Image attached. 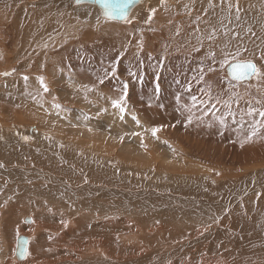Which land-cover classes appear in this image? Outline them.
<instances>
[{
  "label": "rangeland",
  "instance_id": "obj_1",
  "mask_svg": "<svg viewBox=\"0 0 264 264\" xmlns=\"http://www.w3.org/2000/svg\"><path fill=\"white\" fill-rule=\"evenodd\" d=\"M31 1L32 0H21L20 2L27 4V7L30 8L31 6H29V4ZM5 8L6 7L1 8L3 11L0 10V73L10 72L11 75H0V127L4 128L5 130L10 127L12 128L10 131L13 130L19 134L20 131L18 127H28L30 129L37 130L39 128L37 125L39 121L34 122L33 120L35 119H33L31 113L37 112L42 114L43 112H46L50 114L52 110L56 109V107H54L55 104H59L61 109V111H55L57 114H60L59 112H66L70 116L76 117L77 115L72 112L77 111L80 113L81 109L83 111L88 108L84 106L85 104L83 101L79 100V98L84 96L86 101L92 104H98L100 101L102 102L103 99L101 98H104L106 95L109 99H116L118 96H120V94H122V91L119 90H122L124 82L127 81V85L129 87L127 105H130L131 103L133 108L132 110H136V108L139 106L140 109H137L141 112L143 109L141 108L143 107V103L147 105L149 109H154L155 107L157 108V100L159 102H163L161 108H158V113L163 114L162 118L166 123H168V125L166 130L162 129L164 130L162 132H164L166 136H171V133L169 134L171 131L174 133L177 144L176 150L179 147V150L183 152H190L192 154L196 153L208 162L210 166L208 167L205 165L207 164L206 162L205 164L203 163L202 165H205L206 170L203 172V169L200 172V175L205 176L196 177L206 179L210 184L219 186L220 191H208L213 193L217 198L215 197L214 200L211 199V203H209L213 205L214 209L216 208V210L206 217L205 215L201 216L194 214L188 210L178 212L175 207H171L168 203H166V200H161L162 202L159 203L156 200L157 197L143 194L139 190H132V188L124 189L121 187L119 191L123 193V195H120V193H115L111 198H107L106 191H101V193L104 194V197L97 194H92V196L91 194L87 193L81 198L80 196L76 197V195L73 193H75L74 189L77 187V185H73L74 189H70L71 192L73 191L72 193L67 191L69 188L66 186V190L61 188L62 190L59 191L62 194L58 193V190H56L58 193L56 194L54 193V189H49L48 187L46 188L47 184L49 186L56 187V185H51L48 179H35V176H33L29 179L30 181L26 180L15 183L12 180H17L20 175L15 174L13 178V176L8 173L9 169L6 170L8 172L3 173V170L0 168V264H23L28 262L33 255L37 257L35 262L36 264H79L80 261L88 260L87 258H90L91 255H94L93 251L95 252L96 250H98L96 253H100L101 256L96 254V257H94L95 264H101V260L104 259L106 260L105 264H110L108 260L112 259L114 262H116V264H125L126 261L129 259L131 260V257L142 258L141 261L151 260L154 262V264H157V262L166 257L168 253L172 251L176 252L178 249H183L182 247L186 246V242L189 243L194 241L193 238H202L203 234L207 231H210V233L213 234L214 239L221 241L220 236L222 235V230L228 228L225 227L227 226L226 224L225 226L223 225L222 221L229 216L230 211H232L233 208L239 206L241 210H238L237 212H239V214L241 213L240 215H244L245 217H251L257 212L251 210L253 207L250 206H253V202L245 203L242 206L240 205L241 202H243L242 198L245 197V193H242L243 196L239 198V200L241 199L240 201L235 203L233 202L231 204H229V201L234 200L233 197L235 195H242L239 193V186L241 185L239 181L240 176L242 175L240 171H242L244 168L250 169L248 170L250 171L249 176L248 173L245 175L246 177L248 176L247 179L252 177L251 172L253 171H256L257 173L264 172V131L254 137L252 141L244 143L243 147H241V141L245 138L247 133L237 132L238 125L233 123V118L231 116H225V124L222 125L211 115L205 116L203 119H197L196 117L201 116V113L198 110L193 109L194 115L192 123H187L189 113L185 108L182 107L183 105L190 106L192 103L191 98L193 96H197L198 99L205 98L204 91L207 89L208 84L212 86L211 91L213 96L217 95L218 93H222L227 87V82L221 80L223 72L219 69L216 72L207 73L204 77L205 81L200 82L193 79L194 76L198 75V69L201 64L205 66V71H207L206 64L209 65L211 61L206 56L193 55L190 61L185 60L188 63V65H184L185 67L180 64V60H178L175 67L169 65L170 60L168 61L167 58L170 55H176V57L179 58V55L188 54V49L190 48L188 46L179 44V39L188 33V28L185 24L186 21L190 22L189 26L191 28H195L193 18L177 13L174 16L173 32L171 35L164 36L160 35L161 24L155 22L154 20H151L152 22L149 23L151 28H139L138 30H134L132 26L129 27L126 25L128 23L116 22L117 26L115 29L110 30L112 33H115L112 34V42L108 45L106 43V46H104V43L106 42L109 35V24L112 21H106L103 23L100 22L97 26H95V28L91 27L89 22H86L81 28L80 26H77V24L79 25V22H66L62 26L54 27L50 25L48 26L44 23L40 24L41 26H37V28L30 25L31 28L29 31L28 28L26 30L27 25H25L24 21L19 18H13L14 16L5 12ZM15 8H18V4L15 5ZM198 8L200 9L198 6H190V9L195 11L197 14H199ZM4 12L6 16L4 15ZM20 20L22 22H20ZM97 22L98 21L95 23L97 24ZM102 25L105 26V30L103 29ZM68 26H71V28ZM124 28L130 29L126 35V38L121 35L117 36ZM88 35L89 37H87ZM141 39L143 51L139 47ZM70 49L71 51H69ZM131 51L133 52L131 53ZM67 53L68 55H71H69V58H73L69 60H73L71 63H67L68 57L62 60L57 57L59 54L64 55ZM121 53H123L122 56ZM244 57L247 59H252L248 58L247 56ZM117 59L119 60V63L117 65L116 76L104 79V83L101 84L98 78L104 77L106 71H111V67L113 63L117 61ZM194 60H196L197 63L196 61L194 62ZM252 60L257 63V65H260L258 59ZM87 61L90 64H88ZM206 61L207 63L204 64ZM86 65L88 66L86 67ZM89 65L92 66L90 67ZM131 65L133 66V70L131 69ZM162 65H166V69ZM216 67L218 68V65ZM41 76L45 79V83L49 89L48 92H43V90L40 88L38 77ZM24 77H28V79L25 80ZM195 81L197 83L199 82V85L195 83ZM131 82L134 84L131 85ZM135 83L140 85H135ZM145 83L151 87L148 86L149 88L147 87V90H140L141 85ZM29 84L33 87H31ZM156 84H158L160 89L158 91L159 98L157 100L155 99L156 97H154L156 96L154 92H157ZM115 89L119 93H117ZM132 90H134V93ZM235 90L240 94L241 97H243L238 107L233 105V110L237 113V120L239 119V111L246 110L249 106V101H251L252 106L257 109L264 106V83L258 85L256 84L255 80L252 79L248 82L240 83ZM148 92L150 93L148 94ZM115 93L118 95L115 96ZM161 93L163 94L160 95ZM130 95L133 97L130 98ZM139 95L142 97V99ZM177 97L180 98L179 102L177 101ZM224 98L226 99L227 96L225 95ZM257 101H260L261 103H256ZM32 104L34 107L31 109L30 105ZM225 111V108L220 107V111L217 112L216 115L219 116ZM172 115L174 117H172ZM166 119L169 120V122ZM42 130L43 129H41V131ZM98 130L102 131L101 133L103 135H108L106 132H103V129ZM46 133L52 135L53 137L59 138L61 141L70 142L73 145H75L74 141L79 140V138L83 139V136L81 137L71 132L64 133L53 130L47 131ZM83 144L86 145L84 142ZM86 146L79 145L78 147L84 148V152H87V154L92 153L97 156H104L106 158L113 157L112 154L117 153V151L112 150H107L105 153H95L89 151ZM40 151L44 155L51 154L50 151L45 149ZM176 152H178V150ZM56 161V159L52 160V162ZM248 163L249 165L247 167ZM124 164L130 166L138 165L133 161H124ZM30 166L28 164V167ZM118 166L120 165H112L108 163L110 170L115 169ZM44 167L50 168V173H58L57 169H54L53 166L48 164L47 159H44L43 165L40 168ZM144 167L147 169H152V166L149 164L144 165ZM257 169L261 171H257ZM193 170L196 169L194 168ZM12 171L10 172L14 173ZM16 171L21 170L17 168ZM187 171L189 172H185L184 175L191 177L197 175V172L194 174L190 169ZM61 173L63 175L64 181L71 182V179L73 178L72 172L63 170ZM238 173H240V175H238ZM233 174H235V176L232 177ZM118 175H122L121 168ZM114 178L113 179L115 181L118 177ZM233 180L234 184L232 183ZM236 181H238V183ZM22 183H24V185ZM42 183L46 185H43ZM249 184L251 186L253 182L251 181ZM172 185L173 184H169L170 190L167 189V193L165 194L185 198L187 201L194 199L198 205L200 203H202L201 205L206 204V202H204L203 198L201 197L186 196L175 192L171 189ZM197 186L199 189H201L203 185L198 184ZM47 190L50 193V197H53V195L54 197L56 196L54 200L48 199L49 194L46 193ZM254 192L255 191H252V193ZM133 193H135L134 195L138 196L137 199L129 198V195ZM68 194L69 196H67ZM86 195L88 198L94 197L98 199L96 201L99 203H104L102 198L103 200H107L106 206L109 209L111 208V210L108 211L109 214L107 216L105 215L106 217L103 216V218L105 217L104 219L101 216L94 218V207L90 203L84 202L87 198ZM160 196L158 195V197ZM69 197L71 198L69 199ZM19 198H28L29 200L35 201L42 206H48L52 212L45 211L42 214L40 208L36 207L37 212H39L43 218L40 220V224H37L35 223V213L31 209L27 213L16 215V212L23 208V205L21 204L23 200H20ZM225 199L228 200L226 201ZM78 206L80 207L79 209ZM83 207H86V209ZM222 207L226 208L227 211L225 212ZM220 209L223 211L221 212ZM96 211L101 213L100 210ZM214 217L216 219H214ZM190 220L191 223H188ZM61 221L66 222L67 226H65L64 223H61ZM101 223L102 226L100 225ZM25 225H34L31 233L24 234L25 232H21V230L17 228L20 226L24 230H27ZM105 225L110 227V229L105 228ZM215 228H218L217 231L219 233L217 231L213 233ZM172 229L179 233V235L176 236L177 238L173 237V235L172 237L168 236L169 232L173 231ZM110 231H112V233H110ZM228 232L229 230L226 229L225 235L229 234ZM107 234H110V236H106ZM26 235L30 237V241H28V237L26 239L28 241L30 255L26 259H21L16 256L17 239L18 237H26ZM132 235H135V238H132ZM99 237H102V239ZM180 241L185 242L180 246ZM178 242L180 243L178 244ZM161 243H164V245ZM167 243L173 244L170 246L165 245ZM168 247H170V249ZM139 248L142 249L141 252L129 253L127 251L130 249L134 252ZM109 249L111 250L109 251ZM121 249L126 250L127 252L121 251ZM189 249L190 247H188V251ZM219 249V251L216 252L219 254H215L213 257H211L212 259H214V257L218 258V256L220 259L221 256L223 257L222 253L224 254L225 248L220 247ZM182 252L184 253L186 251L183 249L181 253ZM179 254L180 253L174 254L173 258L171 257V259L178 258L174 256H178ZM207 256L210 257V255H205L203 256V259H205ZM171 259H169L168 262H170ZM192 259H190V262L196 261L195 258ZM214 261L215 260H211V263L213 264ZM251 264L255 263L252 262Z\"/></svg>",
  "mask_w": 264,
  "mask_h": 264
},
{
  "label": "bare ground",
  "instance_id": "obj_2",
  "mask_svg": "<svg viewBox=\"0 0 264 264\" xmlns=\"http://www.w3.org/2000/svg\"><path fill=\"white\" fill-rule=\"evenodd\" d=\"M0 1H2V2H0V10H1V8L6 7L5 12H7L9 15L14 16L13 18H15V19L19 18L22 21H24L25 25H27L26 30H27V28L29 30L31 28V26L37 28V26H39L40 24H44V23L48 26L50 25V26L54 27V26H62L66 22H68V23L79 22V25L77 24V26L78 27L80 26V28H81L85 25L86 22H89V25L91 27L95 28V26H97L100 22L101 23L106 22V20L103 18V13H102L101 8L91 1H89L88 3H85L83 5L74 6V5H76V4H74V2H75L74 0H32L31 3L29 4V6H31L30 8L27 7L28 6L27 4L20 2L21 0H0ZM214 2L218 3V0H214ZM16 4H18V8H15ZM11 5H13V6H11ZM185 5H187L188 7L186 8ZM190 6L200 7V9L198 8L199 14H197L195 11H191V15H189ZM239 7L241 8L239 26H237L235 21H233V24L231 25V27L236 32H239L241 38L239 40H236V39L231 40L230 47L235 48L237 45H240L241 47L247 49V52H245L243 54L244 56H247L248 58H252V59H258V62L260 64L264 63V61H261V59H260L261 55H264V0H239ZM205 8H208V0H194V3H193V0H163V3L161 2V0H142L135 8L132 9V11L130 13V18H131L132 22L128 23L126 25H128L129 27L132 26L134 28V30L135 29L138 30L139 28H142V29L151 28V25L149 23H146L145 20L148 18L149 14L151 12V9H156L152 20L161 24L160 25V27H161L160 35L164 36V35H171V33L173 32L174 16L177 13H180L181 15L189 16V17L193 18L194 20H195V17L197 15H200L202 17L201 22H199V27L201 29V33L194 32V29L197 27L196 23H195V28H191L189 26L190 22L186 21L185 24L188 28V33L179 39V42H180L179 44H182L184 46H188L190 48V49H188V51H189L188 54L179 55V58L176 57V55H170L167 58L168 61L170 60V62H169L170 66L175 67L178 60H180V64L183 67H185L184 65H186V64L188 65V63L186 61H190L192 59L193 55H195V56H200V55L206 56V53L210 47L216 51L217 56L219 57L220 56V48L223 47L225 41L228 40V37H225L223 35H219L218 39L214 43H212L211 45L209 44V42L207 40H205L203 47H200V45L198 44V41L196 39L197 35H201V34L207 35V30L210 28V26L219 27L218 19L221 15V10L219 7H216L214 10L209 9L207 15H204L203 10ZM33 9H34V11H33ZM1 11H3V10H1ZM5 12H4V15L6 16ZM97 17H100V19H99V22H97V24H96L95 22L98 21ZM21 20H20V22H22ZM204 21H207V23H205ZM116 22H123V21L116 20V21H112L109 24L110 25L109 31H108L109 35L107 37L106 42L104 43V46H106V43L108 45L112 42V40H113V39L111 40L112 34H115V33H112L110 30L115 29V27L117 26ZM68 27L71 28V26H68ZM102 27L105 30V26L102 25ZM120 28H122V27H120ZM248 29H251V32L247 31ZM128 31H130V29L124 28L121 32H119V34L117 36L121 35V36L126 38ZM81 33H83V32H81ZM88 33H89V31H88ZM252 33H255V35H252ZM136 34H137V32H136ZM65 35H67V34H65ZM83 36H85V35H83ZM87 37H89V35ZM70 40H72V39H70ZM66 44H68V43H66ZM164 46H165V44H164ZM197 47H200V51L195 50ZM84 48H85V46H84ZM71 49L69 51H71ZM64 51H65V49H64ZM79 51H80V49H79ZM132 52L133 51H131V53ZM164 52H165V50H164ZM69 55H68V53L64 54V55L59 54V56H57V57L60 60L66 59L68 57L67 63H71L73 60H71V61H69V60L73 59V58L72 57L69 58ZM19 56H20V54H19ZM165 57H166V55H165ZM88 59H89V57H88ZM163 59H164V56H163ZM2 60H3V58H2ZM196 60H198V59H196ZM196 60H194V62ZM201 60H202V58H201ZM207 61H209V60H207ZM207 61L204 64H206ZM161 63H163V62H161ZM196 63H197V61H196ZM88 64H90V63L88 62ZM206 65L208 66V64H206ZM87 66L88 65H86V67ZM162 66H164V68L166 69V65H162ZM131 69L133 70L132 65H131ZM194 73H195V71H194ZM209 73H211V72H209ZM144 76H146V75H144ZM132 77H133V75H132ZM142 79H144V78H142ZM194 80H196V79H194ZM254 80H255L256 84H258V85L264 83L263 79H254ZM151 81H153V80H151ZM162 81H164V80H162ZM185 81H187V80H185ZM126 82H124V83H126ZM245 82H248V81H245ZM147 83H149V82H147ZM147 83L141 85L140 90L141 89L147 90L148 86L151 87ZM165 83H166V81H165ZM195 83H197V82L195 81ZM16 84H18V83H16ZM127 84H128V82H127ZM133 84L134 83H132L131 85H133ZM197 84L199 85V82ZM21 85H22V83H21ZM135 85H140V84L135 83ZM156 85H158V84H156ZM198 85H196V86H198ZM31 87H33V86H31ZM119 87H118V90H119ZM119 91H122V90H119ZM132 91L134 93V90H132ZM116 92H117V90H116ZM136 92H138V91H136ZM117 93H119V92H117ZM149 93L150 92H148V94ZM154 93L156 96H154V95L153 96L156 97L155 99L157 100L159 98L158 97L159 93L158 92H154ZM162 94L163 93H161L160 95H162ZM117 95L118 94L115 93V96H117ZM130 96H131L130 98L133 97L132 95H130ZM169 97H170V95H169ZM101 99H103L102 102L100 101V102H98V104H92L90 102H87L84 96L79 98V100L83 101V103L85 104V105L84 104L83 105L88 107V108L83 110V111L81 109L80 113H78L77 111L72 112V113L77 115L76 117L70 116L66 112H59L60 114H57L55 111H57V110L61 111L60 108H56L55 110H52V112L50 114H48L46 112H43L42 114L37 113V112H33V113H31V116L33 117V119H35V120H33L34 122L39 121L37 124L39 127L38 128L39 130L38 129L37 130L30 129L28 127H18L19 131H20V134H19L18 132L16 133L13 130L10 131L12 129L10 127H8V129H6V130L4 128L0 127V164L4 165V167H0V168L3 170V173L8 172L6 170L9 169L8 173L11 174L13 176V178H14L15 174L20 175L17 180H14V179L12 180L15 183L29 180L33 176H35V179H48L50 184L56 185V187L55 186H49L47 184L46 188L48 187L49 189H54L55 190L54 193H56V194L60 193L59 191L62 190L61 188L65 189L66 186L69 188V190H67V191L71 192L70 189L74 187L73 185H77V187L75 189L73 188L74 192H75L73 194H75L76 197L80 196V198H81L86 193L91 194V195L92 194L102 195L104 197V194L101 193V191H106L107 192V194H106L107 198H111L112 195L115 193H120V195H123V193H121L119 191V189L122 187L124 189H131L132 188V190H139L143 194L153 196V197H157L156 200L159 203L162 202L161 200H166V203H168L171 207H175V209L178 210V212H183V211L188 210L194 214L201 215V216L205 215L206 217H208L207 215H209L210 213H212L216 210V208L214 209L213 205L209 204V203H211V199L214 200V198L216 196L213 193L208 192V191L213 190V191L218 192V191H220V187L210 184L206 179L196 177V176H205V175H200L201 174L200 172L203 169H204L203 172L206 170L205 165H207L208 167L210 166L208 164V162L205 161V159H203L201 156L197 155L196 153L192 154L190 152H183V151L179 150V147L177 149L178 152H176L177 151L176 150L177 144H176V140H175V135H174V133H172V131L169 132V134L171 133L170 134L171 136H166V134H164V132H162L164 130H161L160 132H158V134H157L158 139L153 138L151 136L150 129L152 127L163 126L162 129L166 130V127L168 125V123H166L164 121V119L162 118L163 114L158 113V108H161V106L163 105V102H159L157 100V102H158L156 105L157 108L155 107L154 109L153 108L149 109L148 106L142 102L143 107H141V108H143V109L141 110V112L138 111V109H137V108L140 109L139 106L138 107L136 106L137 107L136 110L135 109L132 110L133 108H132L131 103H130V105H127V111L124 114V118L121 119L118 111L111 107V99H109L107 95ZM141 99H142V97H141ZM143 99H145V98H143ZM135 100H137V99H135ZM39 101H37V102H39ZM32 102H33V100H32ZM136 102H138V101H136ZM26 103H28V102H26ZM30 106H31V109L34 107L33 104ZM141 106H142V104H141ZM103 109H107V111H103ZM129 110H131V111H129ZM133 116H135L140 121L139 126L136 124V121L132 119ZM85 117H88V118L85 119ZM172 117H174V116L172 115ZM167 121L169 122V120H167ZM174 124L176 125L175 122H174ZM173 127H175V126H173ZM40 128L43 130L41 131ZM98 129H103V132H106L109 136L103 135L101 133L102 131H100ZM53 130L59 131V132H64V133H66V132L75 133L78 136H81V137L83 136V139L79 138V140L74 141L75 145H73L70 142L61 141L59 138L53 137L52 135L46 133L47 131H53ZM146 130H148V131H146ZM136 132L141 133V135H132V133H136ZM100 133H101V135H100ZM24 137H29L30 139L25 140ZM68 139H70V138H68ZM83 142L87 146L84 145ZM142 142H143V146H142ZM61 145H62V147H61ZM79 145L80 146H86L89 151H92L95 153L96 152L105 153L107 150L117 151V153L112 154L113 157H107L106 158L104 156H97V155L92 154V153L87 154V152H84V150H85L84 148L78 147ZM39 149L40 150H44V149L48 150L51 152V154L50 155H44ZM44 159H47L48 164L53 166L54 169H57L58 173H50V168H46V167L40 168L43 165ZM54 159H56L57 161L52 162V160H54ZM124 161H127V162L133 161V162H136L138 165H132V166L126 165V164H124ZM205 162L207 164H205ZM108 163H110L112 165H120V166H118L115 169L110 170L109 169L110 167H108ZM203 163L205 165H202ZM209 163H211V162H209ZM28 164H29V166L30 165L31 166L28 167ZM146 164L151 165L152 169L145 168L144 165H146ZM248 165H249V163L247 164V167H248ZM32 167H35V168H32ZM217 167H218V165H217ZM228 167H230V166H228ZM256 167H257V165H256ZM17 168H19L21 171H16ZM120 168L122 170L121 176L118 175L120 172ZM194 168L196 170H193ZM189 169L192 170L191 172H193L194 174H196V172H197V175L192 176V177L188 176V175H184L185 172H189V171H187ZM63 170H68V171L73 173V178L71 179V182L63 180V175L61 173V171H63ZM238 170H242V169H238ZM248 170H250V169L244 168L242 171H240V173L242 175L240 176V181H239L241 183V185L239 186V189H240L239 193H241V194L245 193V195H244L245 197L242 198L243 202H241L240 205L242 206L245 203L253 202V206H250V207H253V209L251 208V210H254L257 212L255 214L251 213V214H253L251 217H245L244 215H240L241 213L239 214V212H237L238 210H241L239 208V206L233 208L232 211H230L229 216L227 218H225V220L222 221L223 225L225 226V224H226L227 226H225V227H228V228H225L223 230L221 229L222 230V232H221L222 235L220 236L221 241L214 239L213 234H211L210 231H207L206 233L203 234L202 238L197 237V238H193L194 241H191L189 243L186 242L185 243L186 246L182 247L186 251L184 253L182 252L183 255L181 253V251L183 249H178V250H176V252L172 251V252L168 253V255L166 257L159 260L157 262V264H212L211 260H215L213 262V264H251L252 262H254L255 264H264V172L257 173L256 171H253V172H251L252 177L250 179L249 178L247 179V177L249 176V172H250ZM258 170L259 169H257V171ZM10 171H12L14 173H11ZM30 171H32V172H30ZM259 171H261V170H259ZM228 172H229V170H228ZM231 172H233V171H231ZM32 173H33V175H32ZM240 173H238V175H240ZM247 173H248V176L246 177L245 175H247ZM37 175H39V176H37ZM230 176H231V174H230ZM233 176H235V174H233L232 177ZM114 177H118L117 180L114 181V179H115ZM201 180H204V181H201ZM251 181L253 182V184L250 186L249 183H251ZM233 182H234V180L232 181V183ZM236 182L238 183V181H236ZM24 183H22V184L24 185ZM169 184H173L171 186V189L174 190L175 192L182 194V195H186V196L201 197V198H203V201L206 202V204L201 205L202 203H200L198 205L196 200H194V199H190L189 201H187L185 198L175 197L172 195L165 194V193H167L166 192L167 189L170 188ZM198 184L203 185L201 187V189L198 188V186H197ZM43 185H46V184H43ZM174 185H176V186H174ZM227 188L230 189L229 187H227ZM56 190H58L57 191L58 193L56 192ZM252 191H255V192L252 193ZM43 192H44V190H43ZM64 192H66V191H64ZM37 193H40V192H37ZM46 193L49 194L48 199H50V200L55 199L56 196L54 197V195H53V197H50V193L48 190L46 191ZM60 194H62V193H60ZM69 194L67 196H69ZM134 194L135 193L129 195V198L137 199L138 196H136ZM158 195L159 196L161 195V196L158 197ZM241 196H243V194L242 195H235L233 197L235 201L230 199L231 201H229V204H231L233 202L235 203V202L240 201L241 199L239 200V198ZM70 198L71 197H69V199ZM72 198H73V196H72ZM87 198H88V196H87ZM87 198L85 199L84 202L90 203L94 207V209H95V214H93L94 218L99 217V216H101L103 218V216H105V215L107 216L109 214L108 211H110L111 208L109 209L106 206V202H107L106 199L103 200V198H102V201L104 203H99L98 201H96L98 199H96L94 197H90L88 199ZM19 199L23 200V202L21 203L23 205V208L21 210H18V211L15 210V211H17L16 215H19L21 213H27L31 209L35 213V218H36L35 223H37V224H40V220L43 218H42L41 214H39V212H37L36 207L40 208V211L42 214L45 211L46 212L51 211L50 207L42 206L35 201L29 200L28 198H19ZM76 199H78V198H76ZM123 199H125V198H123ZM225 200L227 201L228 199H225ZM74 201H75V199H74ZM223 204H224V202H223ZM256 207H258V208H256ZM79 208L80 207L78 206V209ZM83 208L86 209V207H83ZM132 209H130V210H132ZM141 209H142V207H141ZM222 209H224L225 212L227 211V209L224 207H222ZM96 210H100L101 213L99 211H96ZM222 211L223 210H221V212ZM219 213H220V211H219ZM186 214H188V213H186ZM28 219H31V218H28ZM214 219H216V218L214 217ZM202 221H204V220H202ZM76 222H78V221H76ZM112 223H114V222H112ZM188 223H191V220ZM79 225H82V224H79ZM100 225L102 226V223ZM33 226H26L27 230H24L20 226H18L17 228L19 230H21V232H25L24 234H28V233L32 232ZM101 226H99V227H101ZM130 227H132V226H130ZM105 228L110 229V227H107L106 225H105ZM185 228H187V227H185ZM217 229L218 228H215L213 233L215 231H217ZM226 229L229 230V232H228L229 234L225 235ZM101 230H102V228H101ZM113 230H115V229H113ZM172 230L173 231L169 232L168 236L172 237V235H173V237H176L177 235H179V233L174 231V229H172ZM110 233H112V231H110ZM93 234H94V232H93ZM96 234H97V232H96ZM98 234H100V233H98ZM180 234H182V233H180ZM224 235L226 236V238ZM106 236L109 237L110 234H107ZM137 236H138V234H137ZM27 237H28V241H30V237L28 235H26V237L25 236L19 237V239L20 240H26ZM113 237H112V239H113ZM222 237H224V238H222ZM99 238L102 239V237H99ZM132 238H135V235H132ZM121 241H123V240H121ZM109 242H110V240H109ZM169 242H171V241H169ZM180 242H178V244ZM184 242H181L179 245L181 246V244H183ZM161 244L164 245V243H161ZM172 244L173 243H169V244L167 243L165 245L170 246ZM28 247H29V245H28ZM149 247H150V245H149ZM188 247H190L189 251H188ZM220 247L225 248L224 254L222 253L223 257L221 256V259H220L218 256V258L214 257V259H212L211 257H213L215 254L216 255L219 254L216 252L220 250L219 249ZM125 248H127V247H125ZM168 248L170 249V247H168ZM110 250L111 249H109V251ZM97 251L98 250H96L95 252L93 251L94 255H91L90 258H87L88 260L80 261L79 264H95L94 263V257H96V254L100 255V253H96ZM121 251L125 252L126 250L121 249ZM127 251L129 253H136V252H141L142 249L139 248V249L135 250L134 252L130 249H128ZM173 252H174V254L180 253L178 256H174V257H178V258H176L177 260L171 259V257L173 258V255H174ZM205 255H210V257L207 256L205 259H203V256H205ZM121 256H119V257H121ZM17 257L20 258L19 255H17ZM189 257H190V259L195 258L196 261L190 262ZM36 258L37 257H35L33 255L32 258L28 262L23 263V264H36L35 263ZM141 259L142 258L131 257V260L129 259L128 261H126L125 264H154V262H152L151 260H142L141 261ZM169 259H171L170 262H168ZM192 260H194V259H192ZM105 262H106V260L104 259V260H101L100 263L105 264ZM108 262L110 264H116V262H114L113 259L108 260Z\"/></svg>",
  "mask_w": 264,
  "mask_h": 264
},
{
  "label": "snow or ice",
  "instance_id": "obj_3",
  "mask_svg": "<svg viewBox=\"0 0 264 264\" xmlns=\"http://www.w3.org/2000/svg\"><path fill=\"white\" fill-rule=\"evenodd\" d=\"M88 2L89 0H75V4L78 6ZM92 2L100 4L103 7V18L106 21L121 20L124 23H131L132 20L130 18V12L128 9L131 5L136 4L137 0H121L119 3H115L114 0H92ZM161 2L163 3V0H161ZM185 7L187 8L188 6L185 5ZM216 7H219L221 10V15L218 19L219 27L210 26V28L207 30V35H197L196 39L200 47H203L205 40H207L211 45L218 39L219 35L228 37V40H226L223 47L220 48L219 57L217 56L215 50H213L211 47L209 48L206 53V57L211 61V63L207 66V71H205V66L201 64L198 69V75L194 76L193 79L204 81V77L207 73L216 72L219 69L223 72L221 80L227 82V87L222 93H218L217 95L213 96L211 91L212 86L208 84L207 89L204 91L205 98L198 99L197 97L193 96L191 98V105H183L182 107L185 108L189 113L187 118L188 124L192 123L194 115L193 109H196L201 113V116L196 117L197 119H203V117L211 115L222 125L225 124V116H231L233 118V123L238 125L237 132L247 133L245 138L241 141V147H243L244 143L252 141L254 137L264 131V106L257 109L253 107L252 102L249 101L248 108L246 110L239 111V119L237 120V113L233 110V105L238 107L243 97H241L235 89L242 82L250 81L252 79H264V63L257 65V63H255L252 59L245 58L243 54L247 52V49L241 47L240 45H237L235 48L230 47L231 40H239L241 38L239 32H236L231 27L233 21L236 22L237 26H239L241 13L239 0H218V3H215L214 0H208V8L203 10L204 15H207L209 9L214 10ZM155 11L156 9H151L150 14L145 21L146 23L151 22ZM191 11L192 9H189V15H191ZM97 19L99 22L100 17H97ZM201 20L202 17L200 15L195 17L194 23L197 24V27L194 29V32L196 33H201V29L199 27V22H201ZM204 22L207 23V21ZM247 31L251 32V29H248ZM252 35H255V33H252ZM139 47L142 50V39L139 43ZM200 47H197L195 50L200 51ZM122 55L123 53H121V56ZM260 59L261 61H264V55H261ZM118 63L119 60L117 59V61L113 63L111 71H106L104 77L98 78L101 84L104 83V79L116 76ZM217 65L218 68L216 67ZM0 75L8 76L11 75V73L4 72L0 73ZM24 79L27 80L28 77H24ZM38 81L43 92H48L49 89L45 83L44 77H38ZM156 91H159L158 85ZM225 95L227 96L226 99L224 98ZM127 97L128 85L127 83H124L122 87V94L116 99H111V107L118 111L121 119L124 118V114L127 111ZM179 99L180 98L177 97L178 102ZM256 103L261 102L257 101ZM54 107L60 108V105L55 104ZM220 107L225 108L226 111L217 116L216 113L220 111ZM103 111H107V109H103ZM87 118L88 117H85V119ZM132 119L136 121L138 126L140 125V121L135 116H133ZM162 127L163 126L152 127L150 129L151 136L158 139L157 134L162 130ZM132 135H141V133L136 132L132 133ZM24 139L27 140L30 138L24 137ZM0 167H4V165L0 164ZM61 223H64L65 226H67L66 222L61 221ZM17 251L21 259H26L30 255L28 241L20 240L18 237Z\"/></svg>",
  "mask_w": 264,
  "mask_h": 264
},
{
  "label": "water",
  "instance_id": "obj_4",
  "mask_svg": "<svg viewBox=\"0 0 264 264\" xmlns=\"http://www.w3.org/2000/svg\"><path fill=\"white\" fill-rule=\"evenodd\" d=\"M74 1H75V0H74ZM89 1L92 2V0H89ZM141 1H142V0H137L136 4L131 5V6L129 7V9H128L129 12L131 13L132 9L135 8V7H136ZM114 2H115V3H119V2H121V0H114ZM74 4H75V2H74ZM95 4L98 5V6L101 8L102 13H103V11H104L103 7H102L100 4H97V3H95ZM119 21H121V20H119ZM17 255H19V254H18V251L16 252V256H17Z\"/></svg>",
  "mask_w": 264,
  "mask_h": 264
},
{
  "label": "crops",
  "instance_id": "obj_5",
  "mask_svg": "<svg viewBox=\"0 0 264 264\" xmlns=\"http://www.w3.org/2000/svg\"><path fill=\"white\" fill-rule=\"evenodd\" d=\"M74 5V4H73ZM74 6H78V5H74Z\"/></svg>",
  "mask_w": 264,
  "mask_h": 264
}]
</instances>
